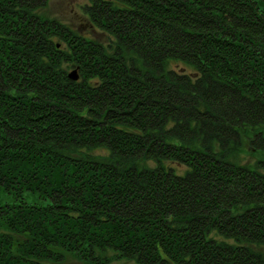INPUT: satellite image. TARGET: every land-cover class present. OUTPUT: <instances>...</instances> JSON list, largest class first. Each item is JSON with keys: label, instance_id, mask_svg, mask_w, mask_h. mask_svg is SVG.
Wrapping results in <instances>:
<instances>
[{"label": "trees", "instance_id": "trees-1", "mask_svg": "<svg viewBox=\"0 0 264 264\" xmlns=\"http://www.w3.org/2000/svg\"><path fill=\"white\" fill-rule=\"evenodd\" d=\"M49 1L0 0V264H264V0Z\"/></svg>", "mask_w": 264, "mask_h": 264}, {"label": "rangeland", "instance_id": "rangeland-1", "mask_svg": "<svg viewBox=\"0 0 264 264\" xmlns=\"http://www.w3.org/2000/svg\"><path fill=\"white\" fill-rule=\"evenodd\" d=\"M84 2L85 0H50L47 8L43 11L41 9L40 11L49 18L57 20L67 26L77 35L96 43L107 45L110 41L109 37L102 31L93 27L81 10L80 6ZM243 154L246 159L249 160H256L258 158L264 159L263 155L258 153L255 154L248 146L243 147ZM28 197L29 196H27V198ZM1 198L4 201L9 200L6 196H2ZM28 201L33 202L34 200L29 198Z\"/></svg>", "mask_w": 264, "mask_h": 264}, {"label": "water", "instance_id": "water-1", "mask_svg": "<svg viewBox=\"0 0 264 264\" xmlns=\"http://www.w3.org/2000/svg\"><path fill=\"white\" fill-rule=\"evenodd\" d=\"M68 78L72 79V80H77L78 75H77V71L76 70H72L69 74H68Z\"/></svg>", "mask_w": 264, "mask_h": 264}]
</instances>
